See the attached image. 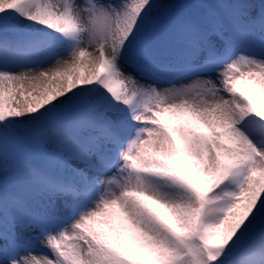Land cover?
<instances>
[{"label":"snow or ice","instance_id":"1","mask_svg":"<svg viewBox=\"0 0 264 264\" xmlns=\"http://www.w3.org/2000/svg\"><path fill=\"white\" fill-rule=\"evenodd\" d=\"M0 264H264V0H0Z\"/></svg>","mask_w":264,"mask_h":264},{"label":"rangeland","instance_id":"2","mask_svg":"<svg viewBox=\"0 0 264 264\" xmlns=\"http://www.w3.org/2000/svg\"><path fill=\"white\" fill-rule=\"evenodd\" d=\"M114 3H120V0H112ZM156 3H159L160 0H155ZM128 71H131V69H128ZM89 73L86 71V69L83 70L82 75H88ZM203 130V129H201Z\"/></svg>","mask_w":264,"mask_h":264},{"label":"bare ground","instance_id":"3","mask_svg":"<svg viewBox=\"0 0 264 264\" xmlns=\"http://www.w3.org/2000/svg\"><path fill=\"white\" fill-rule=\"evenodd\" d=\"M86 71H87V69H86ZM88 72V71H87Z\"/></svg>","mask_w":264,"mask_h":264}]
</instances>
